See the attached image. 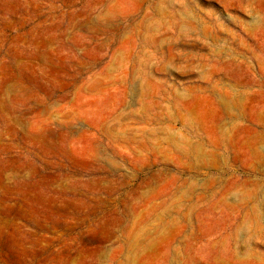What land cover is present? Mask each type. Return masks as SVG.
<instances>
[{"label": "rangeland", "instance_id": "374dc122", "mask_svg": "<svg viewBox=\"0 0 264 264\" xmlns=\"http://www.w3.org/2000/svg\"><path fill=\"white\" fill-rule=\"evenodd\" d=\"M0 264H264V0H0Z\"/></svg>", "mask_w": 264, "mask_h": 264}]
</instances>
